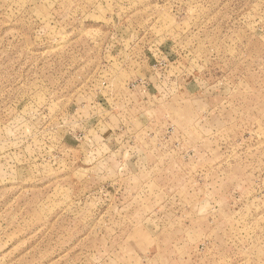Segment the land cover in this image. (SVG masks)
I'll return each mask as SVG.
<instances>
[{
  "label": "rangeland",
  "instance_id": "obj_1",
  "mask_svg": "<svg viewBox=\"0 0 264 264\" xmlns=\"http://www.w3.org/2000/svg\"><path fill=\"white\" fill-rule=\"evenodd\" d=\"M0 264H264V0H0Z\"/></svg>",
  "mask_w": 264,
  "mask_h": 264
}]
</instances>
